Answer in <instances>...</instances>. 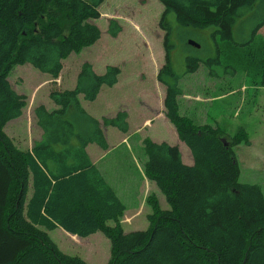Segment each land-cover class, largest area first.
Wrapping results in <instances>:
<instances>
[{"label": "trees", "instance_id": "1", "mask_svg": "<svg viewBox=\"0 0 264 264\" xmlns=\"http://www.w3.org/2000/svg\"><path fill=\"white\" fill-rule=\"evenodd\" d=\"M157 1L164 8L159 27L165 33L156 80L164 87L165 117L192 165L182 162L177 146L144 142L143 175L166 196L169 209L148 216L147 230L125 233L118 220L126 206L86 147L107 150L103 129L126 134L127 113L99 122L80 103V97L93 102L102 87H113L118 67L96 74L85 62L73 89L52 88L54 109L39 105L33 111L42 137L31 150L19 149L4 132L26 106V97L7 78L9 71L28 64L55 83L66 58L100 39L93 21L103 0H0V264H87L59 250L46 232L57 228L78 238L101 233L110 243L108 264H264L262 188L239 182L235 142L216 128L196 126L180 115L178 104L179 80L200 63L220 65L232 75L238 71L252 86L264 88V41L258 36L264 0ZM168 14L174 15L177 35L184 28H213L215 57L186 56V71L177 74ZM119 32L111 21L108 33Z\"/></svg>", "mask_w": 264, "mask_h": 264}, {"label": "rangeland", "instance_id": "2", "mask_svg": "<svg viewBox=\"0 0 264 264\" xmlns=\"http://www.w3.org/2000/svg\"><path fill=\"white\" fill-rule=\"evenodd\" d=\"M163 10L157 0H103L99 8L100 17L93 21L101 32L100 39L64 60L57 83H52L49 76L28 64L13 67L7 78L14 90L24 94L27 100L22 117L5 126L6 135L21 149L30 148L39 142L41 134L36 125L34 109L39 103L50 107L48 92L52 88L60 87L62 89L59 90H63L72 87L80 66L87 62L97 74H102L106 66H115L120 70L117 88H105L99 101L90 104V113L112 118L111 114L123 108L122 105L132 109V113L137 107L143 111L135 120L130 114L133 123L129 134H122L116 128H104L109 129L111 147L120 145L122 140L130 142V138L127 139L130 136L135 137L134 145L139 141L144 144L146 140L158 144L161 141L170 143L174 139V126L169 120L166 123L161 120L158 122L162 119L161 114H164V87L156 80V73L164 59L165 32L159 27ZM167 20L173 29L171 40L176 45L170 58L177 74L183 75L186 71V56H196L205 61L215 57L211 37L213 28H184L177 35L174 15L168 14ZM111 21L121 28L116 36L108 33ZM258 36L264 41V27L258 31ZM188 40H193L200 48L188 50L185 47ZM234 73L232 75L230 69L214 63H200L196 72L184 74L178 83L182 92L178 97L179 113L196 126L216 128L222 138L235 142L234 154L240 168L239 182L258 184L264 193V88L252 86L249 78L238 74V71ZM145 95L150 102H144ZM103 118L106 117L101 120ZM148 119L150 125L142 124ZM134 148L132 159L125 167L130 174L129 182H114L107 172L127 209L134 211L131 214L123 213L118 220L123 231L128 233L136 229L146 230L149 227L148 216L154 215L155 218L158 211L169 209L166 196L154 182L141 175L137 177L138 168L141 170L142 167L140 155ZM180 149L183 163L189 164V150L184 146H180ZM89 152L91 160L103 166L115 158L112 155L104 159V153L97 147L91 148ZM115 153L118 154L116 159L122 156L121 151ZM46 232L59 250L67 255L78 256L87 264L109 262L110 243L101 233L84 239L60 228Z\"/></svg>", "mask_w": 264, "mask_h": 264}, {"label": "crops", "instance_id": "3", "mask_svg": "<svg viewBox=\"0 0 264 264\" xmlns=\"http://www.w3.org/2000/svg\"><path fill=\"white\" fill-rule=\"evenodd\" d=\"M67 59V58H66ZM65 59V60H66ZM63 63H64V61L62 62V65H63ZM63 70V69H62ZM95 72V71H94ZM158 72V71H157ZM78 73V72H77ZM96 73V72H95ZM97 74V73H96ZM60 75H61V73H60ZM156 75H157V73H156ZM76 76H77V74L75 75V80H74V84L72 85V87H69V88H65V89H63V90H71V89H73L74 88V86H75V81H76ZM57 81H58V79L55 81L56 83H57ZM51 82H53V81H51ZM118 84H119V78H118V81H117V83L113 86V87H111L109 90H114L115 88H117V86H118ZM161 85V84H160ZM56 87H58L57 85H56ZM60 88V87H59ZM58 88V89H59ZM105 88H107V87H102L101 89H100V92H99V94H98V96H97V98L95 99V101H93V102H86V101H84L83 99H82V97H80V103H81V105H82V107L86 110V112L90 115V116H92L93 118H95L96 120H98L99 122H102V120H101V118L102 117H106V118H109V116L107 115V116H105V115H100V116H97V115H95V114H92V113H90L89 112V106H91L90 104L91 103H96V102H98L99 101V99H100V97H101V95H102V93H103V91L105 90ZM14 89V88H13ZM60 89H62V88H60ZM21 94V93H20ZM21 95H24V94H21ZM25 96V95H24ZM47 96H48V99H49V92H48V94H47ZM26 97V96H25ZM163 99H164V94H163ZM26 100H27V98H26ZM49 101H50V99H49ZM51 102V101H50ZM144 102L145 103H147V102H150L149 101V98H148V96L147 95H145L144 96ZM162 104H163V100H162ZM39 105H43V106H45L48 110H51V109H54V104L51 102V105H50V107H48V106H46V105H44L43 103H39V104H37V106H39ZM122 107L123 108H120L119 110H117L116 112H113L111 115H113V116H115L116 114H117V112H119V111H126V113H127V121H128V126H129V129H128V132L126 133V134H129V132L131 131V126H132V123L133 122H131V119H130V114H131V116H132V118L134 117V120L136 119V117L138 116V115H140V114H143V111H142V109H139V107H137L135 110H134V113H132V109H129L127 106H125V105H122ZM163 111H164V107H163ZM130 112V113H129ZM113 116H111V117H113ZM22 116H20L19 118H17V120L18 119H20ZM148 118V117H147ZM161 118L162 119H159L158 120V122L161 120L162 122H164V123H166L167 121H168V119L165 117V114H161ZM144 119V118H143ZM16 120V119H15ZM13 121V120H12ZM11 122V121H10ZM9 123V122H8ZM7 123V124H8ZM150 119H148V120H146L144 123H142V124H145V126H148V125H150ZM6 124V125H7ZM157 126V125H156ZM108 128H111V127H108ZM152 128H153V126H152ZM39 130V132H40V134H41V137H42V132H41V130L40 129H38ZM151 130V129H150ZM103 131H104V135H105V138H106V142H107V145H108V149L107 150H101L100 148H98L96 145H88L87 147H86V152H87V154H88V156H89V158H90V160H91V157H90V152H89V150L91 149V148H93V147H97L98 149H100L101 151H102V153H104V156H103V158L104 159H107L108 157H110V156H112V155H114L115 156V158H114V160H112V161H107L106 162V165L107 166H103V165H101V164H98V163H96V162H94V161H92L91 160V162L94 164V165H96V167L102 172V174L104 175V177H105V179H106V181L108 182V184L114 189V191L116 192V194H117V196L119 197V199L124 203V205L126 206V211L124 212V214L125 213H128V212H130V214L132 213V212H134V211H132V210H130V209H127V205H126V203L123 201V199L119 196V194L117 193V191H116V189H115V187H114V185H113V183L110 181V178H109V176H108V174H107V172H109V174H110V177L112 178V180L114 181V182H121V181H126V182H129V177H130V174L125 170V167H127L128 166V164H129V160L130 159H132V156H131V153H133V151H132V149H133V146H135V150H136V152L140 155V158H139V161L141 162V167H142V169L140 170L139 168H138V173H137V177H139V175H141L142 177H145L144 175H143V164H144V160H145V158H144V156H143V142H141V141H139V142H136L135 143V145L134 144H132L133 143V140H134V136H130V137H128L127 139H129L130 138V142H126V141H121V144L120 145H117V146H115V147H111L110 146V140H109V129L108 130H104L103 129ZM5 132V131H4ZM123 134V133H122ZM41 137H40V139H41ZM171 138H172V136H171ZM39 139V140H40ZM12 140V139H11ZM38 140V141H39ZM13 142H14V144L19 148V149H21L20 148V146H18V144H16V142L14 141V140H12ZM163 141H161L160 143H162ZM165 142V141H164ZM165 143H167V144H169V145H172V146H177L178 147V149H179V152H180V154H181V149H180V146H184V147H186L182 142H180L179 140H178V138H177V135H176V132H175V129H174V139L172 138V141L170 142V143H168V142H165ZM30 147V146H29ZM31 148L32 147H30V148H22L21 150H31ZM187 148V147H186ZM117 151H121L122 152V158L121 157H119V158H117L116 159V157H117V153H115V152H117ZM191 156V155H190ZM181 160H182V162H183V157H182V155H181ZM189 162V164H185V165H192V158H191V160L190 161H188ZM117 170H120V171H125L126 173H123V172H118ZM146 178V177H145ZM140 179H141V177H140ZM255 184V183H254ZM132 211V212H131ZM147 230V229H146ZM64 231V230H63ZM133 231H142V230H139V229H136V230H132V231H130V232H133ZM144 231V230H143ZM125 233H128V232H126V231H124ZM67 233V232H66ZM95 234H97V233H95ZM94 235V234H93ZM92 235H90V236H88V237H91ZM88 237H86V238H88ZM85 239V238H84Z\"/></svg>", "mask_w": 264, "mask_h": 264}, {"label": "water", "instance_id": "4", "mask_svg": "<svg viewBox=\"0 0 264 264\" xmlns=\"http://www.w3.org/2000/svg\"><path fill=\"white\" fill-rule=\"evenodd\" d=\"M187 44H188L189 46H192V47L196 48V49H199V48H200V45L197 44L196 42H194L193 40H188V41H187Z\"/></svg>", "mask_w": 264, "mask_h": 264}]
</instances>
